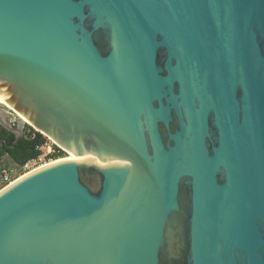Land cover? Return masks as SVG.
<instances>
[{
    "label": "water",
    "instance_id": "1",
    "mask_svg": "<svg viewBox=\"0 0 264 264\" xmlns=\"http://www.w3.org/2000/svg\"><path fill=\"white\" fill-rule=\"evenodd\" d=\"M0 99L74 155L0 191V264H264V0H0Z\"/></svg>",
    "mask_w": 264,
    "mask_h": 264
},
{
    "label": "trees",
    "instance_id": "2",
    "mask_svg": "<svg viewBox=\"0 0 264 264\" xmlns=\"http://www.w3.org/2000/svg\"><path fill=\"white\" fill-rule=\"evenodd\" d=\"M30 130L31 131L29 132H25V134L16 143L14 142L16 135H9L7 137V141L12 145L10 146L5 143L3 150L0 149V158L3 155H8L19 165H24L29 160L36 158L40 154L38 146L43 145L46 142L47 137L41 132L35 130L32 126H30ZM4 133H7V131L5 129H0V142L3 136H5ZM58 151L59 153L63 152L61 148H58Z\"/></svg>",
    "mask_w": 264,
    "mask_h": 264
},
{
    "label": "rangeland",
    "instance_id": "3",
    "mask_svg": "<svg viewBox=\"0 0 264 264\" xmlns=\"http://www.w3.org/2000/svg\"><path fill=\"white\" fill-rule=\"evenodd\" d=\"M9 108H11V107H9ZM9 108L6 107V109L9 110L12 113V115L9 113V117L7 119L9 120L10 117H12L13 119L14 118L18 119V115H17L16 111L13 108H11V110ZM0 109H5V106L0 104ZM46 140H47V142L50 145H52V141L48 137L46 138ZM58 148H60V147L59 146L57 147V145H52L51 153H49V155H47L42 160V162H39L38 164H41V163H44L45 161H50L52 159H56V158H59V157H66V156L69 155V152L64 151V150H63V152L59 153ZM35 165L36 164H32V166H35ZM32 166H30V167H32ZM2 168H8L10 171L14 172V174L16 176L24 174L29 169V168H25L24 165H19L18 163L13 161L8 155H3L0 158V189L2 187H4V186H2L3 183H2V177H1Z\"/></svg>",
    "mask_w": 264,
    "mask_h": 264
},
{
    "label": "built area",
    "instance_id": "4",
    "mask_svg": "<svg viewBox=\"0 0 264 264\" xmlns=\"http://www.w3.org/2000/svg\"><path fill=\"white\" fill-rule=\"evenodd\" d=\"M12 115V113H10ZM19 119H13L12 117H10L9 121L12 123V124H15V122H17ZM30 124L29 123H25V127H26V132H29L31 131L30 130ZM50 139V138H49ZM51 140V139H50ZM52 141V140H51ZM52 145H56L53 141H52ZM52 145H50L47 140L46 142L41 145V146H38V149L40 150V154L34 158V159H31L29 160L28 162H26L24 164V167L25 168H29L30 166H32V164H36L35 166H32L30 167L28 170H31L35 167H37L39 162H42V160L47 156L49 155V153H51V148H52ZM46 162V161H45ZM42 164V163H41ZM27 170V171H28ZM20 176V175H19ZM1 177H2V183L3 185L2 186H7L9 185L13 180H15L18 176H16L14 174V172L10 171L8 168H2L1 170Z\"/></svg>",
    "mask_w": 264,
    "mask_h": 264
},
{
    "label": "bare ground",
    "instance_id": "5",
    "mask_svg": "<svg viewBox=\"0 0 264 264\" xmlns=\"http://www.w3.org/2000/svg\"><path fill=\"white\" fill-rule=\"evenodd\" d=\"M0 104L3 105V106H9V107L13 108L10 104H8L7 102H5V101L2 100V99H0ZM13 109H14V108H13ZM14 110H15V109H14ZM15 111H16V110H15ZM16 113H17V115H18V119H19V120L23 121L24 123H30V121H29V120H28L23 114L19 113L18 111H16ZM72 158H74V155H73V153L69 152V155L66 156V157H59V158H56V159H52V160H50V161H46V162H44V163L38 165L37 167H35V168L31 169V170L26 171L24 174H21V175L18 176L15 180H13L11 183L15 182V181L18 180L20 177H22V176H24V175H26V174H28V173H30V172H32V171L38 169V168H41V167H43V166H45V165H48V164H51V163H53V162H57V161H62V160H67V159H72ZM11 183H10V184H11ZM7 186H8V185H7ZM5 187H6V186L2 187V188L0 189V191H1L2 189H4Z\"/></svg>",
    "mask_w": 264,
    "mask_h": 264
},
{
    "label": "flooded vegetation",
    "instance_id": "6",
    "mask_svg": "<svg viewBox=\"0 0 264 264\" xmlns=\"http://www.w3.org/2000/svg\"><path fill=\"white\" fill-rule=\"evenodd\" d=\"M6 107L9 108V106H5V109H0V110H5L7 113H11L9 110L6 109ZM9 109L11 110V108H9ZM8 117H9V116H8ZM16 123H17V122H15V124H16ZM15 124H14V125H15ZM0 129H1V130L5 129V130L7 131V133H4L5 136H3L2 140H1V142L4 141L3 146L1 145V142H0V146H1L0 149L3 150V148H4V146H5V143L11 146V144H9L8 141H7V137H8L9 135H11V134H14V133H13L12 131L6 129L5 127H3L1 124H0ZM26 130H27V129H26V127H25V132H26ZM24 134H25V133H24Z\"/></svg>",
    "mask_w": 264,
    "mask_h": 264
}]
</instances>
